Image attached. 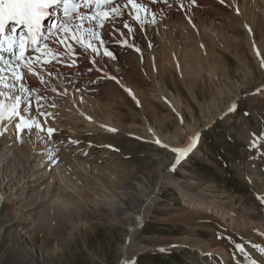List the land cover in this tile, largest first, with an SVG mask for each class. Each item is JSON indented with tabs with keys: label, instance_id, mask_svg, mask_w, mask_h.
Listing matches in <instances>:
<instances>
[{
	"label": "rangeland",
	"instance_id": "1",
	"mask_svg": "<svg viewBox=\"0 0 264 264\" xmlns=\"http://www.w3.org/2000/svg\"><path fill=\"white\" fill-rule=\"evenodd\" d=\"M226 1L137 0L148 9L138 14L146 19L143 26L132 5H121L119 16L104 6L109 19L102 27L88 21L80 24L77 36L69 34L74 24L68 25L69 32L56 38L67 35L64 46L55 40L32 71L3 66V85L13 73L22 79L12 81L16 90L0 85V91L21 97L22 114L41 124L47 143L39 139L32 148H22L20 141L30 132L15 127L18 118L0 124L7 128L0 136V264H25V259L32 264H124L129 256L123 247L133 227L134 240L148 250L130 264H222L216 255L182 244L192 236L220 244L231 258L264 264V247L243 241L228 227L205 219L207 225L193 234V222L177 220L185 207L179 192L160 184L166 173L181 181H209L256 201L264 197V143L252 148L245 140L253 133L259 137L264 119V98L258 96L264 87V51L260 58V40L251 43L252 14L246 17L235 9V0ZM251 1L240 0L238 6ZM226 11L240 18L234 25L238 32L227 31ZM258 14L263 16L264 8ZM87 23L104 41L89 40L98 52L84 51ZM73 34L81 36L83 46ZM238 39L243 48L234 45ZM21 83L33 91L19 90ZM240 87L246 96L236 99ZM5 98L0 97L11 102ZM233 99L235 110L229 112ZM48 128L55 130L52 139ZM192 132L197 143L177 164L173 149L185 147ZM52 148L58 149L54 156L49 155ZM156 185V202L136 222ZM16 214V221L23 220L18 227L9 222Z\"/></svg>",
	"mask_w": 264,
	"mask_h": 264
},
{
	"label": "bare ground",
	"instance_id": "2",
	"mask_svg": "<svg viewBox=\"0 0 264 264\" xmlns=\"http://www.w3.org/2000/svg\"><path fill=\"white\" fill-rule=\"evenodd\" d=\"M120 1H122V0H120ZM76 2H78L80 5V7L78 9V13L80 15L91 17V15L93 13L97 12V8H96L95 4H92L90 7H84L86 0H76ZM235 2L237 5V8H235L236 10L237 9L242 10L244 12V14L246 15V17H248L249 12L252 14V19L250 20L251 24L250 25L248 24V25L252 27L251 31H254L255 36L251 37V39H252L251 43L255 42V41H253L254 38L256 40H260V47L262 46V48H261V51L259 52V54L261 53V55H259V54H257V55L260 56V58H261V56H263L262 51H264V15L263 16L259 15L258 12L262 8H264V0H252L249 6L246 5L245 3L238 6L239 5L238 2L240 3V0H235ZM121 5H123V4H121ZM227 5L230 6L231 4L229 2H227ZM128 6H127V8H128ZM102 7H104V6H102ZM106 8L107 7H105V10H106ZM127 8H125V9H127ZM243 12L241 13V15H243ZM225 13L226 14H224V15H225V17H227L226 18L227 23L230 24V26H229L230 29L226 28V29H228L227 31L229 32V30H230L232 32L233 31L238 32V29L235 28L234 25H235L236 21H240V18L237 17L235 14H230V12L226 11ZM73 15L75 16V15H77V13H73ZM64 19H65V17H64L63 7L62 6H53L51 13H50V19L48 20V22L44 26L43 33L40 37L39 44L38 45H30V39H27L25 41V43L27 45V50L23 54V56L20 57L19 60H17V58L15 56H13L12 53L0 51V56H3L5 58L3 62H0V69H3V66H9V67L14 66V67H17L19 70H28L29 65H31V68H33V67H35V65L37 63L44 62L45 55L49 52V49L54 46L56 38L60 35L59 33L63 32V31L57 32V29L53 28L52 26L58 25ZM86 22H88V20H84L82 22L79 19H76V20H74L73 24H83ZM243 22H244V20L242 21V23ZM89 24H88V26H89ZM249 26H247V27H249ZM71 27L73 28V26H71ZM91 27L94 28V26H91ZM86 28H88V27H86ZM13 29H15V32H13ZM70 31H72L71 28H70ZM83 31H84V29H83ZM22 33H24V29L22 28L21 25L17 24L15 21H9V23L7 24L6 35H9V36L14 35L18 39ZM51 33H56V35L53 36V35H51ZM71 33H74V32H69L70 35H72ZM76 34H78L77 36H79L80 33L77 32ZM81 34L84 35L85 33H81ZM74 36H76V35H74ZM62 37H64V36H62ZM202 37H204V34ZM71 38H73V37H71ZM80 38H81V36H80ZM84 39L87 41V42L84 41L86 45H88L87 43H91V41L94 42L93 40H91L89 42V39L87 37H85ZM65 40H67V38ZM69 41L70 40H68V43H69L68 45L71 44L70 42L72 40L70 42ZM201 41H202V39H201ZM234 41H236V42H234V45L236 44L235 45L236 47L243 48L242 41L240 39L234 40ZM45 42H47V44H48L47 49L44 48ZM74 42H76V41H73V43ZM96 42H97V40H96ZM231 42H232V40H231ZM65 43H66V41H65ZM65 43H63L62 46H64ZM92 44L94 45V43H92ZM83 45H84V43H83ZM221 47H222V45H221ZM37 48H39L40 50L37 51ZM232 48H234V47H232ZM225 49H226V47L224 46V50ZM16 51L19 54V48H17ZM226 51H228V50H226ZM242 51H243V49H242ZM233 52H235V51L233 50ZM229 73H230V71H229ZM1 74H3V72ZM4 82H5V80H4ZM58 84H60V83H58ZM61 84H63L62 81H61ZM19 90H20V88H19ZM245 93H246V91L240 87V88H238L237 93L234 96L236 99H238L241 97H245L246 96ZM258 93H259L258 94L259 98H264V87H262V90L258 91ZM5 99L7 100V98H5ZM233 104H234V99L231 100L229 102V104H227L229 109L233 107ZM22 108H23V106H22ZM262 114H264V108H263V110H260V116ZM259 126H260V128H259V131L257 133V134H259L258 135L259 137L257 139H256L257 136L255 135L256 137L254 138V135H253L255 133H253L252 135L250 134L249 136L248 135L245 136L246 142L249 144V146L251 145L252 148L254 147L253 143H255V146L258 143H264V119L263 118H261V121L259 122ZM34 129L35 130H33V138H31L32 136H31V132H30V133H28V135L25 136V139L23 138L24 140L20 141L21 144L23 145L22 148H26V147L29 148L30 146L32 148V146L39 141L38 136H37V129L36 128H34ZM248 133H246V134H248ZM40 135H41V133H40ZM193 137H197V132H192L191 137H189V139L187 141V145L185 147L180 148V146L177 145L176 148H178V149L187 148L189 146V144H191L193 142ZM196 143H197V140H196ZM178 156H180L179 152H178ZM176 163H177V160H176ZM161 178H162V181H161V183L159 181L160 184H163V186L164 185L168 186L169 188H175L179 192L185 207H184V209H182L180 211L181 213H179L177 220H179V222H181V223H186L187 221L193 222L192 224L194 226H193V229H191L192 230L191 232L193 234L194 233L197 234V232H195V231L199 230L198 227L206 226L207 225L206 221L214 222V223H217L218 226H221L222 228L228 227L229 230L234 231L235 233H238V236L243 241L248 240L250 242L258 243L264 247V203L261 201V199H260V201H256L254 198L247 197V196H244L242 194H239L236 192H231V191L225 190L223 188H220L219 186H217V185H215L209 181H201L200 182L199 180H196V179L192 180L193 178H191L187 181H183V180L181 181L179 179H174L171 174H166V173H164V175ZM262 181H264V180H262ZM157 185L153 188V190H151V193L149 194V196L145 197L144 208H143L141 214H140V210L138 213H136L137 214V221L136 222H138L139 220L142 221L143 217L145 215V212L147 211V209L149 210V208H150L149 207L150 204L153 205L154 202H156L155 201L156 195L158 194V191H159V189L157 188ZM263 192H264V190H263ZM37 203H38V201L34 202V204H37ZM40 205H41V202L39 203V207H40ZM6 206L7 205H5V207ZM140 209H142V208H140ZM47 212L49 213V211H47ZM119 213L123 214L121 210H119ZM44 215H45V218L47 220H49V218H48L49 216L47 217V213ZM140 215H141V219H140ZM17 217H18V215L16 214L15 217L12 220H10L9 222L16 221ZM210 217H212V220L207 219ZM46 219H44L45 225H48V224H46ZM126 219H127V217H123L121 223L125 224ZM205 219H206V221H203ZM215 219H218V221H214ZM22 221L23 220L19 218L16 222H14L15 224L13 226L18 227L22 223ZM41 223H42V221H41ZM45 225H41V226L43 227ZM47 227H45V228L47 229ZM133 228H130V230L127 233V239H128V242H130V243L123 247L124 256L125 255H126L125 257L129 256L128 261H129V259L130 260L132 258L134 259V257H136L137 255L142 254L148 250L147 247H144L141 244H138L134 240L135 228L134 229ZM183 241L184 242H182V244H184L186 246L188 245V246H191L192 248L201 249L202 251L207 252L211 255H213V254L216 255L217 257H219V260H221L222 264H250L248 261H244L243 259L231 258V256L227 252V250L225 248H222L220 246V244H218L216 242L209 244V243L205 242L204 240H201L195 236L187 237ZM74 244H76V242L71 240V245H74ZM234 245L235 244H233V246ZM242 258H244V257H242ZM23 262L25 264H32L33 263L29 259H25V260H23Z\"/></svg>",
	"mask_w": 264,
	"mask_h": 264
},
{
	"label": "snow or ice",
	"instance_id": "3",
	"mask_svg": "<svg viewBox=\"0 0 264 264\" xmlns=\"http://www.w3.org/2000/svg\"><path fill=\"white\" fill-rule=\"evenodd\" d=\"M152 2L168 4V0H152ZM191 2L195 3V0H191ZM224 2L225 0H220L221 4H224ZM92 4H95L97 12L93 13L91 17H87L78 13L80 5L78 2H76V0H0V51L12 53V55L15 56L17 60H19L20 57L23 56V54L27 50V45L25 43L27 39H30V45H38L40 37L42 35L41 21L50 14L48 12V9L52 8L53 6L63 7L65 19L62 20L58 25H53L52 27L56 28L57 32L63 31L66 34L69 31L67 26L73 24L74 20L76 19H79L82 22L84 20H88L89 23L95 22L96 26L102 27L103 22L109 19V11L117 16L122 15V13L119 11L121 7L120 0H86L84 7H90ZM128 5H132L133 9L136 10L137 15L135 18L139 20L141 26H143L146 22V19H141L138 14L141 11L147 13L148 9L143 4L137 3V0H123V7L126 8ZM102 6L108 7L109 11H103ZM237 12H239V9H237ZM73 13H77V15L74 16ZM129 14L131 15V13ZM6 21H15L19 25H24L27 29V33H22L18 39L14 35H6ZM152 22L155 23V12L152 13ZM125 27H129L127 23H125ZM80 30L81 25L74 24L72 31L76 32ZM84 31H87L89 40L94 39L99 40L101 44L104 43V41L100 38L99 34L94 31L92 27L84 29ZM129 31H132V29L129 28ZM13 32H15V29H13ZM51 35L55 36L56 33H51ZM66 38L67 35H65L63 38L57 39L56 42L63 44ZM73 39H76L83 46L84 42L80 37L73 36ZM17 48H19V54L16 51ZM44 48H48L47 42H45ZM89 49H91L92 52H98V49L94 47L91 43L84 47L85 53H87ZM39 50L40 49L37 48V51ZM137 51H139V49H137ZM105 54L109 57L112 56V53L108 51H106ZM4 59L5 58L3 56H0V62H3ZM48 63H51V61H48ZM74 64L75 61H72V65ZM28 70L32 71L31 65L28 66ZM2 71L3 69H0V72ZM89 71H91V69H89ZM48 74L52 75L51 72H49ZM21 79V76H17L15 73H13L10 77V82L7 85H3V77L0 76V85L7 87L9 91H13L16 89V84L12 81H18ZM41 83H43V80H41ZM19 88L21 91L24 92L33 91V89L25 88V85L23 83L19 85ZM52 90L55 91V89ZM0 97H6L9 101H11L10 103L5 104V100L0 99V124H2L5 120L12 122L14 118H18V122L15 123V127L17 129L23 131L24 128H27L28 131L31 132L33 126H35V128L37 129L38 139L44 141V137L40 135V133L44 131L42 126L35 121H30V119H26V117L22 114L20 108L21 97L19 95L8 96L7 93L3 91H0ZM26 110L29 113L31 112L30 101ZM234 110L235 105H233V107L229 109V111ZM6 131V127H0V136H2ZM46 131L47 136L50 139L51 134L55 130L52 128H48ZM112 131H115V129H112ZM197 139L198 137H193V142L189 144L187 148L173 149V151L179 152L182 156L186 155L192 150V148L195 147ZM44 142L47 143V141ZM156 142L160 143L158 140ZM72 143H78V141H72ZM253 146H255V143H253ZM56 152H58V149L52 148L49 151V155L54 156ZM178 162L179 160H177V163ZM258 198L261 199L262 202H264V197ZM236 247L241 252H244V248L242 245L237 244ZM161 251H163V249H161ZM260 251L264 253V249H260ZM124 264H130V262L125 260ZM131 264H134V262H131ZM251 264H257L256 260L253 259Z\"/></svg>",
	"mask_w": 264,
	"mask_h": 264
},
{
	"label": "water",
	"instance_id": "4",
	"mask_svg": "<svg viewBox=\"0 0 264 264\" xmlns=\"http://www.w3.org/2000/svg\"><path fill=\"white\" fill-rule=\"evenodd\" d=\"M158 189H159V187H158Z\"/></svg>",
	"mask_w": 264,
	"mask_h": 264
}]
</instances>
